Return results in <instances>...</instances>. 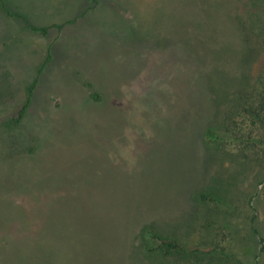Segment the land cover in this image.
<instances>
[{"label":"rangeland","instance_id":"obj_1","mask_svg":"<svg viewBox=\"0 0 264 264\" xmlns=\"http://www.w3.org/2000/svg\"><path fill=\"white\" fill-rule=\"evenodd\" d=\"M249 2L7 0L62 24L0 15V264H264V154L221 133L264 68Z\"/></svg>","mask_w":264,"mask_h":264},{"label":"trees","instance_id":"obj_2","mask_svg":"<svg viewBox=\"0 0 264 264\" xmlns=\"http://www.w3.org/2000/svg\"><path fill=\"white\" fill-rule=\"evenodd\" d=\"M0 6L7 16L20 20L26 25L31 33L38 34L42 37L47 35L50 27H35L20 15L10 14L5 9L2 0H0ZM248 11L251 15H249L247 25L243 26L248 32L245 37H250L252 33L253 38L259 39L262 37L264 40V0H250ZM53 27L60 29V27L57 26ZM257 52V50H254L253 48L251 49L252 54ZM33 85L27 88L21 108L16 112V115L12 117V122L14 124L20 122L30 104ZM248 90L247 93L242 92L243 94L240 93V95L233 100L234 112L230 107L227 109L223 118L221 133H225L228 138L237 144L244 146L240 152L245 151V153H251L256 156V152H262L264 154V68L258 71L255 82ZM90 97L93 100H97V97L94 94L90 95ZM234 117H238L239 123L234 121ZM218 133V131L206 130L204 133L205 142L210 145H216L220 139ZM244 158H247V155ZM198 199L203 203L210 202L207 197L202 194ZM142 239L147 243L148 248L146 252L150 255L158 254L161 257H168L180 253L190 255L200 253L195 247L182 243L172 237H164L153 231L147 230L143 232ZM261 250H264V247H261Z\"/></svg>","mask_w":264,"mask_h":264},{"label":"crops","instance_id":"obj_3","mask_svg":"<svg viewBox=\"0 0 264 264\" xmlns=\"http://www.w3.org/2000/svg\"><path fill=\"white\" fill-rule=\"evenodd\" d=\"M3 3H4V7L5 9L10 13V14H13V15H20L22 17V15L20 14V12L16 11L15 9H12V8H9L8 5H7V0H2ZM0 15L5 17V18H8L5 20V24L3 25L4 29L7 30L6 26L11 22L12 18H10L9 16L6 15V13L3 11V9L1 8L0 6ZM24 18V17H23ZM25 19V18H24ZM4 20V19H3ZM26 20V19H25ZM20 21V20H19ZM27 21V20H26ZM28 22V21H27ZM29 23V22H28ZM65 23V22H64ZM24 24V23H23ZM62 23H54V24H49V26H38V25H33L35 27H50V26H54V25H61ZM32 25V24H31Z\"/></svg>","mask_w":264,"mask_h":264}]
</instances>
